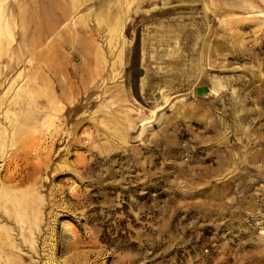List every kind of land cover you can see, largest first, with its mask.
<instances>
[{"label": "rangeland", "instance_id": "rangeland-1", "mask_svg": "<svg viewBox=\"0 0 264 264\" xmlns=\"http://www.w3.org/2000/svg\"><path fill=\"white\" fill-rule=\"evenodd\" d=\"M0 11V264H264V0Z\"/></svg>", "mask_w": 264, "mask_h": 264}, {"label": "water", "instance_id": "water-1", "mask_svg": "<svg viewBox=\"0 0 264 264\" xmlns=\"http://www.w3.org/2000/svg\"><path fill=\"white\" fill-rule=\"evenodd\" d=\"M209 87L206 86V85H200V86H197L196 87V94L199 95V96H203L205 95L206 93L209 92Z\"/></svg>", "mask_w": 264, "mask_h": 264}, {"label": "bare ground", "instance_id": "bare-ground-1", "mask_svg": "<svg viewBox=\"0 0 264 264\" xmlns=\"http://www.w3.org/2000/svg\"><path fill=\"white\" fill-rule=\"evenodd\" d=\"M2 17H3V11H0V20H1Z\"/></svg>", "mask_w": 264, "mask_h": 264}]
</instances>
